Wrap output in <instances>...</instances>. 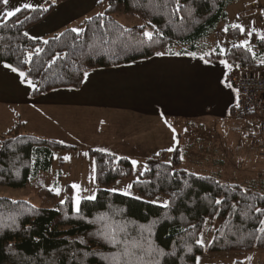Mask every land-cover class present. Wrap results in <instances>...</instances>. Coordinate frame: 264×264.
Segmentation results:
<instances>
[{
  "label": "trees",
  "instance_id": "1",
  "mask_svg": "<svg viewBox=\"0 0 264 264\" xmlns=\"http://www.w3.org/2000/svg\"><path fill=\"white\" fill-rule=\"evenodd\" d=\"M62 1L48 0L36 10L22 7L15 16L0 19V64L25 72L36 85L33 97L55 89L79 88L84 72L126 65L157 53L190 52L223 59L237 71L262 72L263 41L251 33V51L234 47L241 44L236 42L240 27L218 29L234 0H179L183 5L179 13H173L175 3L163 7L149 5V0H102L107 4L104 12L83 19L80 31L66 27L46 38L25 35ZM115 14L136 16L140 22L126 25ZM153 26L163 35L154 32L153 41H148L143 32L153 31ZM213 33L230 42L226 54H221L220 45L208 42ZM71 148L25 132L17 118L0 133V185L25 187L41 173L50 172L56 151ZM90 155L95 163L96 199H82L79 212L73 208L68 185L63 203L47 208L0 196V264H109L104 257L123 252L125 244L108 243L99 234L105 232L127 242L135 256L143 255L145 260L158 256L155 251L148 255L150 245L163 250L167 255L160 257L161 264H197L203 253L264 249V232L259 231L264 213L255 211L264 209L261 174L224 182L219 170L193 172L179 166L177 155L161 150L147 157L132 181L137 194L126 195L108 187L131 175L130 160L94 149ZM159 194L167 195L168 207L150 201ZM203 232L210 236L206 246L196 243ZM134 243L142 248L133 247ZM125 259L121 257L122 264Z\"/></svg>",
  "mask_w": 264,
  "mask_h": 264
},
{
  "label": "crops",
  "instance_id": "2",
  "mask_svg": "<svg viewBox=\"0 0 264 264\" xmlns=\"http://www.w3.org/2000/svg\"><path fill=\"white\" fill-rule=\"evenodd\" d=\"M47 1L8 0L0 19L5 12L17 7L25 4L36 7ZM93 4H96L93 0L62 1L43 20L29 27L27 34L31 37L54 34L92 12ZM222 60L190 52L156 55L122 66L90 70L79 88L55 89L36 97L32 96L29 79L2 63L0 123L8 128L18 118L27 133L71 145V150L75 151L78 147L88 148L87 159L83 158L87 164L80 168L86 166L93 170L95 184V163L90 150L128 158L132 172L134 168L140 172L148 156L161 150L173 154L180 131L197 122H212L223 129L229 126L226 139L234 151L240 146L237 138L243 127L254 119L237 118L235 92L226 80L230 68L227 63H221ZM248 141L245 139L244 143L248 145ZM254 153L255 176L261 174L264 178V151ZM133 161L138 163L134 165ZM66 185L71 187L70 183Z\"/></svg>",
  "mask_w": 264,
  "mask_h": 264
},
{
  "label": "rangeland",
  "instance_id": "3",
  "mask_svg": "<svg viewBox=\"0 0 264 264\" xmlns=\"http://www.w3.org/2000/svg\"><path fill=\"white\" fill-rule=\"evenodd\" d=\"M93 1L96 4H93L94 8L92 12H89L86 16H83L80 20L67 27L78 30L83 19L96 13H103L107 5L106 2L102 0ZM226 13V18L220 21L218 25L219 30H224L229 25L242 26L244 31H241V37L236 41L237 43L248 41L250 37L249 33H254L264 43V39L260 38L264 36V0H234L227 6ZM114 17L126 25L140 22V19L136 16L115 14ZM61 30H58L56 33H59ZM44 37L46 38L47 36ZM207 40L210 45L218 44L223 49H227L230 44L225 37L221 34L218 36L216 33L209 35ZM211 48L213 47L211 46ZM261 64H263L262 72H264V58ZM229 68L234 72L246 73L243 70L237 71V68ZM236 122L241 124L240 121ZM201 124L197 122L185 128L184 131H180L179 143L174 151V155H177L179 158V166L199 173L205 170L213 171L219 169L222 181L224 182L228 180L244 181L255 176V166L252 165L255 162V159H253L255 157L254 151H264L260 147L263 139L255 132V123L250 122L246 124V128L243 127L240 138H237L241 141L240 146L235 149L233 145L234 151L227 144L226 130L229 126L223 129L222 126L217 128L215 125L218 124L212 122L203 123L202 126ZM6 129L0 123V133ZM228 136L231 137V134ZM245 139L250 140L248 141V145L244 143ZM86 149L78 147L76 148L78 151L71 149L56 151L49 173H41L33 182L25 187L0 185V196L15 200H26L35 206L47 208L65 199L64 191L67 186L66 184L70 183L71 187L69 189L71 190L72 205L76 210V194L79 193L81 197H87L95 194L98 188L94 181H92L93 170L91 168L89 170L86 166L85 168H80L82 165L87 164L83 159H87ZM138 173L137 169L134 168L129 177L117 179L118 181L116 183L112 182L108 189H118L119 191L116 192L123 194L130 193L128 195L137 194L132 190V187L129 188V185L132 184L133 180L138 178ZM73 185H77L78 188H74ZM150 201L163 206L165 202L168 203V197L165 194H159ZM201 238H203V245L205 246L210 241V236L205 232L202 233ZM253 250L240 253L234 251L213 254L203 253L198 257L197 262L199 264H202V262L264 264V249Z\"/></svg>",
  "mask_w": 264,
  "mask_h": 264
},
{
  "label": "snow or ice",
  "instance_id": "4",
  "mask_svg": "<svg viewBox=\"0 0 264 264\" xmlns=\"http://www.w3.org/2000/svg\"><path fill=\"white\" fill-rule=\"evenodd\" d=\"M0 3L7 4L8 0H0ZM153 3H155L157 5H162L163 7H167L168 3H175L176 6L173 9V13H179L181 11V9L183 8V5H181L179 3V0H149V5H151ZM23 7L24 8H28V9H32V10H36L35 7L33 5H31V4H25ZM20 11H22V8L17 7L14 10L5 12L4 16H5V18H11V17L15 16L16 13H18ZM181 18L183 19V17H181ZM240 30L242 32L244 31L242 26H240ZM74 31H80V30L74 29ZM225 31H227V29H225ZM154 32L156 33L157 36H162L163 35V33L159 31V29H156L155 26H153V31L145 30L143 32V37H145L148 41H153ZM25 35H27V33H25ZM249 35H251V33H249ZM260 38L264 39V36H261ZM45 43H47V41H45ZM248 43H249L248 41H243L239 45H234V47H244L246 50L251 51V49L248 48ZM226 51H227L226 49H223V48L220 49V52H221L222 55L226 54ZM162 54L163 53H157V55H162ZM192 55H195V53H192ZM254 56H255V54L253 53V57ZM221 63H227V62L222 60ZM5 66L11 68L12 71H18V69L12 67V65L6 64ZM237 67H238V65H237ZM19 75L23 78V77H25L26 74H25V72L20 71ZM88 75H89L88 72H84L83 73V76L85 77V79L88 77ZM27 83L29 85H31L34 89L36 88V85L33 84L31 80H28ZM170 151H174V149H170ZM132 163L135 165L138 162L137 161H133ZM147 170L148 169H145V171H147ZM73 187L74 188H78L77 185H73ZM130 187H131V185H129V188ZM109 191L116 192V191H119V190L118 189H110ZM125 194L128 195L130 193H125ZM82 199L95 200L96 196H95V194H92V195L87 196V197H81L79 195V193H77L76 197H75V206H76V211L77 212L80 211L79 205H80V202H81ZM62 203H63V201H62ZM216 203L219 204L220 201L217 200ZM163 206L164 207H168V203L165 202V204ZM233 207H235V205ZM255 211L264 213V209H261V208H256ZM260 224H261V228L259 229V231L264 232V220H261ZM99 234L101 236H103V238L110 244H113V245H117V244H120V243H124L125 244L123 252H117V253L113 254V256H111V257H104L105 260L109 261V264H122L121 257L126 258L123 261V264H161L160 257H163V256L167 255L166 253L163 252V250L155 249V248H153L152 245H150L149 249L147 250L148 251V255H151V253L153 251H155V252L158 253V256L155 259L145 260L143 255L135 256V254L128 247L127 242L119 241L117 239V237L113 233L105 232V233H99ZM196 243L201 245V246H203V244H204L203 238L198 239L196 241ZM133 247L142 248V246L139 243H134ZM188 251H191L190 247L188 248ZM85 255H88V254L86 253ZM133 257H134V259H133ZM197 264H198V262H197Z\"/></svg>",
  "mask_w": 264,
  "mask_h": 264
},
{
  "label": "built area",
  "instance_id": "5",
  "mask_svg": "<svg viewBox=\"0 0 264 264\" xmlns=\"http://www.w3.org/2000/svg\"><path fill=\"white\" fill-rule=\"evenodd\" d=\"M254 8V7H253ZM263 69V68H262ZM264 72L250 73L226 72V80L235 92L234 110L237 118H254L255 132L264 136Z\"/></svg>",
  "mask_w": 264,
  "mask_h": 264
}]
</instances>
